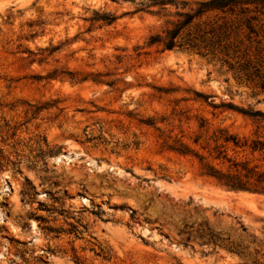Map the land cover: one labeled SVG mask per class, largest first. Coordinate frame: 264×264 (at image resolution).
<instances>
[{
    "label": "rangeland",
    "instance_id": "rangeland-1",
    "mask_svg": "<svg viewBox=\"0 0 264 264\" xmlns=\"http://www.w3.org/2000/svg\"><path fill=\"white\" fill-rule=\"evenodd\" d=\"M142 1L0 0V264L264 262V195L193 155L256 130L264 3L195 21L182 35L222 27L204 50L149 45L178 9Z\"/></svg>",
    "mask_w": 264,
    "mask_h": 264
},
{
    "label": "trees",
    "instance_id": "trees-1",
    "mask_svg": "<svg viewBox=\"0 0 264 264\" xmlns=\"http://www.w3.org/2000/svg\"><path fill=\"white\" fill-rule=\"evenodd\" d=\"M251 3H264V0H144L136 11L168 15L171 14L170 7L175 6L178 9L175 12L177 19L172 22V26L165 30L164 35H152L149 45L160 43L164 49L186 47L214 50L221 46L222 37L217 35L221 26L218 28L210 26L206 30L196 29L193 36H189L190 33L187 35H182V33L196 24L195 21L205 14L233 12L237 8L245 10L246 5ZM154 9L156 10L153 11ZM98 19L110 24L116 16L103 13L98 14ZM218 106L238 109L232 104H213V107ZM239 112L254 119L257 126L253 134L239 136L228 132L227 129L219 128L209 138L213 142L212 147L208 142L201 147L207 150V156L198 152L193 153L183 143H179L174 149L185 155L193 153L203 165V174L215 179L227 190L264 195V111L239 109ZM199 139L200 136L195 139V142L198 143ZM230 149L234 151V155L229 153ZM208 158L217 161V164L207 161ZM259 264H264V262Z\"/></svg>",
    "mask_w": 264,
    "mask_h": 264
}]
</instances>
